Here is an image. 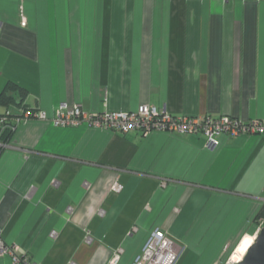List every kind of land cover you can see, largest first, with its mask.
Segmentation results:
<instances>
[{
    "label": "crops",
    "instance_id": "0c3cea01",
    "mask_svg": "<svg viewBox=\"0 0 264 264\" xmlns=\"http://www.w3.org/2000/svg\"><path fill=\"white\" fill-rule=\"evenodd\" d=\"M3 92L15 103L0 115L148 104L175 117L262 119L264 0H0ZM205 145L26 120L0 148L4 245L36 264H108L119 249L118 264H131L157 230L178 246L176 264L236 263L262 219L264 135ZM0 264L14 263L0 252Z\"/></svg>",
    "mask_w": 264,
    "mask_h": 264
},
{
    "label": "built area",
    "instance_id": "2783aa9c",
    "mask_svg": "<svg viewBox=\"0 0 264 264\" xmlns=\"http://www.w3.org/2000/svg\"><path fill=\"white\" fill-rule=\"evenodd\" d=\"M24 25L25 23L22 21L21 26ZM31 118L50 121L55 127L86 125L123 135L131 132L143 137L153 132L178 134L184 137L200 135L206 140V148L212 151L220 146V138L224 135L228 137L240 134L264 135V118L243 122L227 116L216 119L175 117L165 110H159L148 104L140 105L130 112L88 114L77 105L69 108L67 104L61 103L51 118H48L42 111L31 114L27 111L13 113L7 110L3 115H0V148L5 144L1 140L3 132L9 130L13 133L20 123ZM111 190L115 193L120 192V184H113ZM263 224L264 218L260 219L259 229ZM0 252L10 255L14 264H36L27 258L17 256L18 247L5 246L1 236ZM121 254V249L115 251L108 264H118ZM179 254L180 250L174 240L155 230L147 237L139 254L131 264H176Z\"/></svg>",
    "mask_w": 264,
    "mask_h": 264
},
{
    "label": "water",
    "instance_id": "95a60500",
    "mask_svg": "<svg viewBox=\"0 0 264 264\" xmlns=\"http://www.w3.org/2000/svg\"><path fill=\"white\" fill-rule=\"evenodd\" d=\"M233 264H264V224L239 262Z\"/></svg>",
    "mask_w": 264,
    "mask_h": 264
},
{
    "label": "trees",
    "instance_id": "16d2710c",
    "mask_svg": "<svg viewBox=\"0 0 264 264\" xmlns=\"http://www.w3.org/2000/svg\"><path fill=\"white\" fill-rule=\"evenodd\" d=\"M8 90L10 91H17L18 94H23V92L16 86L12 84H8ZM11 103H15V100L12 96V94H8L6 92H3L0 97V104H3L5 106L10 105ZM12 132L7 130L1 134V140L3 143H6L9 138L11 137ZM264 218V208L262 211L259 212L257 219Z\"/></svg>",
    "mask_w": 264,
    "mask_h": 264
},
{
    "label": "bare ground",
    "instance_id": "6f19581e",
    "mask_svg": "<svg viewBox=\"0 0 264 264\" xmlns=\"http://www.w3.org/2000/svg\"><path fill=\"white\" fill-rule=\"evenodd\" d=\"M252 242H253V237L247 238L241 243L238 249V255H234L233 257V259L235 258L236 262H239L241 260L242 256L244 255L246 250L249 248V246L252 244Z\"/></svg>",
    "mask_w": 264,
    "mask_h": 264
}]
</instances>
